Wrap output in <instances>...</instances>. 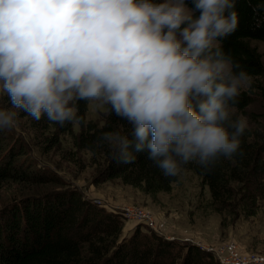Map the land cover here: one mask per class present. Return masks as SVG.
Here are the masks:
<instances>
[{"label": "clouds", "instance_id": "9594fccd", "mask_svg": "<svg viewBox=\"0 0 264 264\" xmlns=\"http://www.w3.org/2000/svg\"><path fill=\"white\" fill-rule=\"evenodd\" d=\"M192 4L0 0V96L12 105L0 107V130L15 128L20 110L80 125L75 102L85 100L125 119L135 151L147 149L166 177L242 155L249 120L235 114L253 77L220 47L238 26L235 0ZM101 140L135 160L121 130Z\"/></svg>", "mask_w": 264, "mask_h": 264}, {"label": "trees", "instance_id": "16d2710c", "mask_svg": "<svg viewBox=\"0 0 264 264\" xmlns=\"http://www.w3.org/2000/svg\"><path fill=\"white\" fill-rule=\"evenodd\" d=\"M185 3L193 9L192 0ZM233 10L238 26L220 40L221 50L253 77L252 90H257L264 100V85L258 84L264 78V66L260 54L249 43L264 41V0H235ZM198 16L199 12L194 11V18ZM250 92H242L238 111L252 103ZM88 105L85 100L75 102L77 115L82 118L76 134L71 122L61 127L46 116L32 125L48 132L49 149L66 134L76 150L89 152L90 161L97 166L95 183L118 179L151 196L169 192L178 176L166 177L148 158L147 149L135 151L137 141L131 134V125L110 106L101 124L87 119ZM22 112V116L31 118ZM117 130L132 142L128 152L135 156L134 161L125 163L119 152L113 155L101 140L103 133ZM8 131L0 130V183L40 189L0 209V264H221L195 245L167 240L152 231L135 229L121 239L124 220L118 213L94 206L78 190L43 175L27 157L24 141L14 135L8 139ZM241 140L242 155L232 160L222 158L210 171L194 163L184 170L191 171L207 187L208 205L214 212L251 217L264 202V123L249 128Z\"/></svg>", "mask_w": 264, "mask_h": 264}, {"label": "rangeland", "instance_id": "374dc122", "mask_svg": "<svg viewBox=\"0 0 264 264\" xmlns=\"http://www.w3.org/2000/svg\"><path fill=\"white\" fill-rule=\"evenodd\" d=\"M249 43L260 54L264 66V41ZM258 82L264 85V78ZM250 96L252 103L235 115L247 116L249 121H254L249 122V128H256L264 123V100L257 90H252ZM0 107L12 108L10 98L0 96ZM105 112L106 107L89 103L87 119L101 124ZM22 113L20 110L18 125L7 130L8 139L14 135L24 141V151L34 168L39 169L43 175L58 179L64 187L78 190L84 199L108 212L119 213L122 208L138 207L150 215L151 224L144 220H124L121 239L129 237L135 229L142 233L152 231L167 240L195 245L211 253L220 263L225 260L264 264L263 201L258 212L251 217L214 212L208 205L207 187L189 170H182L169 192H160L154 196L124 185L118 179L95 183L97 166L90 161L89 152L76 150L66 134L60 136L56 147L49 149L46 144V137H50L48 132L36 129L32 125L34 120L22 116ZM72 131L76 134L79 127L74 124ZM38 189L20 187L12 182L0 183V209L11 204V200Z\"/></svg>", "mask_w": 264, "mask_h": 264}, {"label": "built area", "instance_id": "2783aa9c", "mask_svg": "<svg viewBox=\"0 0 264 264\" xmlns=\"http://www.w3.org/2000/svg\"><path fill=\"white\" fill-rule=\"evenodd\" d=\"M118 213V212H116ZM123 220H144L145 223H152V219L148 213H146L143 209L138 208V207H126L120 209L118 213ZM222 264H247L246 262H230V261H221ZM251 264V263H249Z\"/></svg>", "mask_w": 264, "mask_h": 264}]
</instances>
